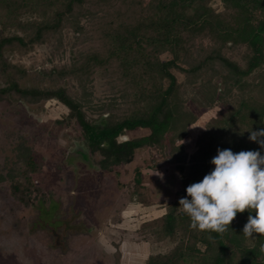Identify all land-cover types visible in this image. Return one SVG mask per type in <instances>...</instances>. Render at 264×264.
<instances>
[{
  "label": "trees",
  "instance_id": "16d2710c",
  "mask_svg": "<svg viewBox=\"0 0 264 264\" xmlns=\"http://www.w3.org/2000/svg\"><path fill=\"white\" fill-rule=\"evenodd\" d=\"M35 46L47 47L53 59L68 56L28 69L5 54ZM96 74L111 95L93 104L87 89ZM27 78L31 83L22 84ZM0 83V101L62 103L107 171L130 163L141 148L182 151L187 126L196 120L188 102L219 105L193 152L179 157L176 198L145 228L170 248L144 264H264V236L243 234L248 211L218 234L191 229L178 208L186 188L214 169L218 148L264 155L249 139L250 131L264 129V0H0ZM85 106L97 108L98 116L90 117ZM137 128L148 133L118 140ZM21 149L7 175L10 194L27 205L40 190L31 176L41 164ZM136 180L140 184L139 173Z\"/></svg>",
  "mask_w": 264,
  "mask_h": 264
},
{
  "label": "rangeland",
  "instance_id": "374dc122",
  "mask_svg": "<svg viewBox=\"0 0 264 264\" xmlns=\"http://www.w3.org/2000/svg\"><path fill=\"white\" fill-rule=\"evenodd\" d=\"M213 5L219 8L218 2ZM5 54L28 69L48 68L68 56L53 59L45 46ZM30 83L28 78L22 81ZM77 85L72 82V89L79 90ZM88 88L93 104L111 95L99 74ZM218 106L188 102L196 120L187 126L182 151L141 148L130 163L107 171L98 167L100 156L89 152L78 126L66 119L68 109L62 103L1 100L0 264H144L150 254L167 251L170 243L155 242L145 228L158 222L176 198L179 157L193 152ZM85 108L90 117L98 116L97 108ZM147 133L137 128L118 140ZM22 147L41 164L40 172L31 176L40 190L31 193L27 205L12 197L7 175Z\"/></svg>",
  "mask_w": 264,
  "mask_h": 264
},
{
  "label": "clouds",
  "instance_id": "9594fccd",
  "mask_svg": "<svg viewBox=\"0 0 264 264\" xmlns=\"http://www.w3.org/2000/svg\"><path fill=\"white\" fill-rule=\"evenodd\" d=\"M261 137L264 129L250 131L249 139L264 148ZM211 164L214 169L190 184L187 197L179 199L178 208L190 218V228L223 234L237 213L248 211L244 236H264V155L254 150L234 153L218 148ZM259 251L264 253V243Z\"/></svg>",
  "mask_w": 264,
  "mask_h": 264
}]
</instances>
